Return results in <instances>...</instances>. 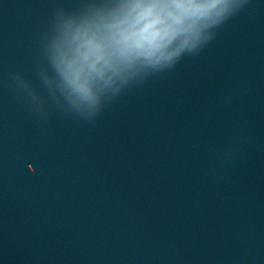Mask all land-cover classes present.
Wrapping results in <instances>:
<instances>
[{
	"label": "water",
	"instance_id": "95a60500",
	"mask_svg": "<svg viewBox=\"0 0 264 264\" xmlns=\"http://www.w3.org/2000/svg\"><path fill=\"white\" fill-rule=\"evenodd\" d=\"M147 3L0 0V264H264V0L85 81Z\"/></svg>",
	"mask_w": 264,
	"mask_h": 264
},
{
	"label": "clouds",
	"instance_id": "9594fccd",
	"mask_svg": "<svg viewBox=\"0 0 264 264\" xmlns=\"http://www.w3.org/2000/svg\"><path fill=\"white\" fill-rule=\"evenodd\" d=\"M243 0H150L132 20L118 26L105 25L93 34L84 45L87 52L78 53L79 75L90 80L100 69L99 57L106 62L125 63L133 58L145 57L160 63L178 57L184 50L195 51L203 42L211 39L208 30L220 24L242 6ZM182 35L180 46L166 56L161 52L153 61V53L163 43Z\"/></svg>",
	"mask_w": 264,
	"mask_h": 264
},
{
	"label": "snow or ice",
	"instance_id": "6c2138e0",
	"mask_svg": "<svg viewBox=\"0 0 264 264\" xmlns=\"http://www.w3.org/2000/svg\"><path fill=\"white\" fill-rule=\"evenodd\" d=\"M149 2H150V0H149Z\"/></svg>",
	"mask_w": 264,
	"mask_h": 264
}]
</instances>
